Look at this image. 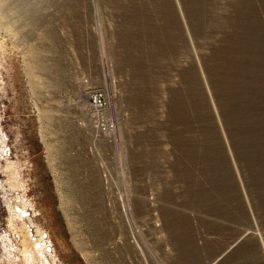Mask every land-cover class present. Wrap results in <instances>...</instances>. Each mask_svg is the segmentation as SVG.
<instances>
[{
    "label": "rangeland",
    "instance_id": "374dc122",
    "mask_svg": "<svg viewBox=\"0 0 264 264\" xmlns=\"http://www.w3.org/2000/svg\"><path fill=\"white\" fill-rule=\"evenodd\" d=\"M231 1L0 0V264H264L246 182L264 193V0L243 1V33L211 63L244 165L203 61ZM131 41L156 45L148 68Z\"/></svg>",
    "mask_w": 264,
    "mask_h": 264
},
{
    "label": "trees",
    "instance_id": "16d2710c",
    "mask_svg": "<svg viewBox=\"0 0 264 264\" xmlns=\"http://www.w3.org/2000/svg\"><path fill=\"white\" fill-rule=\"evenodd\" d=\"M244 0H232L231 1V9L229 12H226L223 16H221L220 19V26H221V31H222V35H219L218 39L216 42H213L211 49L208 53L204 54L203 56V61H204V65H206V68L208 69V74H209V79L211 81V86L213 87V92L215 95L216 100L218 101V105H219V109H220V114L221 117L223 118V124L225 125V128L227 130V133L229 135V139H230V144L232 149L234 150V153L237 155L238 150H237V143H240L239 138H237V136L235 134H233V126L230 124L231 122H229V117L228 113L226 112L228 111L227 108L225 109V102L223 100H221L220 97V88L219 86H217L218 84L215 82L214 78H213V71L211 70V63L216 61L217 56L220 53H226L228 50L232 49L234 47L233 42L235 41L236 37L241 35L243 32V30L240 28L239 23L237 22L238 18H239V14H240V10H241V6L243 4ZM185 2V0H184ZM260 2H256V8L258 13H256L258 15V19L260 20V22L263 24L264 26V11L262 10L263 8L260 6ZM187 5V3H186ZM220 28V27H219ZM220 30V29H218ZM156 45L153 43H149V42H140V41H131L130 43L126 44V46H124V52H131L134 56H136L137 60H142V65L144 68H148L150 62L147 58V53L150 52ZM130 56V55H129ZM146 66V67H145ZM216 73V72H215ZM200 81V78H199ZM225 84H228V82H225ZM176 90H178L179 94L177 98H181V100L186 101V104L189 103V100L187 98L186 95V90H185V84L182 86H178L176 87ZM201 95L203 98H205V100L207 101V96L206 94L201 90ZM208 104V103H207ZM209 116L211 118V122L213 127L217 130L218 126H217V121L215 119V115L209 110ZM194 126H197L196 124H194ZM240 124L237 123L235 124V127H239ZM235 132V131H234ZM218 140L221 139L220 135H217ZM242 142V141H241ZM197 143L200 144H204V140L201 137L200 141L198 142L197 139ZM201 145V146H202ZM221 148V151H223L222 153L224 154V156H226L227 161L230 160L229 156H228V152L227 149L224 148V145H222L219 147ZM238 159L240 162L243 163V165L246 163V158L242 157V156H238ZM254 176L255 174L247 171L246 173V182L247 184L250 186V192L252 193L253 197H254V204L255 206L260 209L259 213H260V217H261V221L262 224L264 225V211L261 210V208L263 207L262 204H264V199L261 200V198L264 197V193L261 192L257 186H255V182H254ZM241 205H243V208L245 210V212L248 214L247 211V206L246 204H244V202L241 201ZM251 244H254V246H258L257 245V240L252 239V241H250Z\"/></svg>",
    "mask_w": 264,
    "mask_h": 264
},
{
    "label": "bare ground",
    "instance_id": "6f19581e",
    "mask_svg": "<svg viewBox=\"0 0 264 264\" xmlns=\"http://www.w3.org/2000/svg\"><path fill=\"white\" fill-rule=\"evenodd\" d=\"M96 94H93L90 98V104H91V107L93 108L92 114L94 112V109H95L97 114L99 113V115L96 116L97 119H95V121H92L93 130L96 133H99L100 136H104V137L112 136V135H110L111 133L115 135V132H117V129H116L117 121L115 120L114 116H112L113 114H110L111 105L108 102V98L105 96L106 94H104L103 92H98V94H102L104 96V99H105L103 105H98V104L94 103V101L97 102L95 99ZM24 212H25L24 209L21 210V214ZM35 244L37 246H35ZM32 245H33V248L38 249L36 251L33 250L34 254H38L39 258H41V259L44 256V254L46 255L47 251L51 250L50 247L48 249L49 245L46 242H45V245L43 246L42 240H40V241L36 240L34 243H32ZM29 257H31V259H32V255L31 256L29 255ZM44 257H46V256H44ZM47 259L48 258H43L42 261H43V263L45 261L44 264H50L49 262H46Z\"/></svg>",
    "mask_w": 264,
    "mask_h": 264
},
{
    "label": "built area",
    "instance_id": "2783aa9c",
    "mask_svg": "<svg viewBox=\"0 0 264 264\" xmlns=\"http://www.w3.org/2000/svg\"><path fill=\"white\" fill-rule=\"evenodd\" d=\"M95 99L97 102L94 101L95 104H98V105H103L104 104V96L102 94H96L95 95Z\"/></svg>",
    "mask_w": 264,
    "mask_h": 264
}]
</instances>
